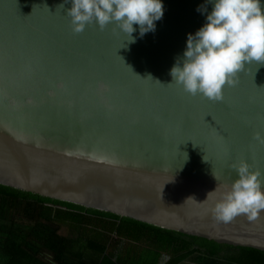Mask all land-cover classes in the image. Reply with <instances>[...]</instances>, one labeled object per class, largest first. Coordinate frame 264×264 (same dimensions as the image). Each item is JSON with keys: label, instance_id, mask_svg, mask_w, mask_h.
Returning a JSON list of instances; mask_svg holds the SVG:
<instances>
[{"label": "water", "instance_id": "water-1", "mask_svg": "<svg viewBox=\"0 0 264 264\" xmlns=\"http://www.w3.org/2000/svg\"><path fill=\"white\" fill-rule=\"evenodd\" d=\"M163 4L130 42L114 24L75 33L71 0H0V185L264 251V211L213 213L234 164L264 180V63L222 100L185 92L171 69L213 4Z\"/></svg>", "mask_w": 264, "mask_h": 264}, {"label": "trees", "instance_id": "trees-1", "mask_svg": "<svg viewBox=\"0 0 264 264\" xmlns=\"http://www.w3.org/2000/svg\"><path fill=\"white\" fill-rule=\"evenodd\" d=\"M160 260L161 264H187V260L264 264V251L219 244L0 185V264H156Z\"/></svg>", "mask_w": 264, "mask_h": 264}, {"label": "clouds", "instance_id": "clouds-1", "mask_svg": "<svg viewBox=\"0 0 264 264\" xmlns=\"http://www.w3.org/2000/svg\"><path fill=\"white\" fill-rule=\"evenodd\" d=\"M208 2L213 7L207 14V23L194 35L188 34L182 66L178 62L170 74L173 83L182 85L185 92L222 100L223 89L238 84V73L246 64L264 63V6L261 0ZM71 4L66 16L70 17L75 33L83 32L91 23L98 24L100 30L114 24L130 42L136 31L134 25H139L143 36L155 30V22L164 15L163 0H71ZM253 139L264 144V135L259 132ZM232 167L238 178L215 204L213 213L223 222H230L239 215L255 220L264 211L261 173L250 170L246 161Z\"/></svg>", "mask_w": 264, "mask_h": 264}, {"label": "rangeland", "instance_id": "rangeland-1", "mask_svg": "<svg viewBox=\"0 0 264 264\" xmlns=\"http://www.w3.org/2000/svg\"><path fill=\"white\" fill-rule=\"evenodd\" d=\"M166 256V255H165ZM162 258V257H161ZM185 263H187V264H196V263H194V262H192V261H190V260H187ZM156 264H161V260H160V262L158 261H156Z\"/></svg>", "mask_w": 264, "mask_h": 264}]
</instances>
